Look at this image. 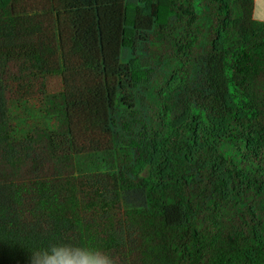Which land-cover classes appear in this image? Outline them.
Wrapping results in <instances>:
<instances>
[{
  "label": "trees",
  "instance_id": "1",
  "mask_svg": "<svg viewBox=\"0 0 264 264\" xmlns=\"http://www.w3.org/2000/svg\"><path fill=\"white\" fill-rule=\"evenodd\" d=\"M253 10L0 0V264H30L53 243L115 264H264V22ZM49 77L63 84L40 91L56 128L16 138L8 95ZM102 155L116 165L85 168ZM127 191L145 205L124 210Z\"/></svg>",
  "mask_w": 264,
  "mask_h": 264
},
{
  "label": "rangeland",
  "instance_id": "2",
  "mask_svg": "<svg viewBox=\"0 0 264 264\" xmlns=\"http://www.w3.org/2000/svg\"><path fill=\"white\" fill-rule=\"evenodd\" d=\"M232 16L234 20L241 17V9L238 4L234 2ZM237 34L232 30L227 38V46L232 48L236 45ZM131 54L126 53L124 61L127 62V58ZM142 58V65L149 63L146 57V51L142 49L139 53ZM45 88H42L39 84L34 86V89L25 96L21 92L15 91L8 95L10 112L12 115V122L15 127L14 136L16 138H22L27 133L33 132L38 127H45L50 130L56 128V122L52 117H48L44 113L43 100L44 96L40 94V91L44 89L47 93H53L60 91L63 88L62 80L59 77H49L43 81ZM142 91V90H141ZM138 94V91L136 92ZM137 98H140L139 96ZM232 101L239 105L242 97L238 93L235 87L231 88ZM139 104V101H136ZM135 102V104H136ZM121 115L120 119V144H123L128 139V133H126L123 123L131 120L126 111H119ZM126 138V139H125ZM116 160L113 157L102 155L95 157L93 160L86 162V169H100L105 170L109 167L115 166ZM150 173V167L147 166L141 171V176L148 177ZM145 205V196L141 192L127 191L122 195V206L124 210L131 208H139Z\"/></svg>",
  "mask_w": 264,
  "mask_h": 264
},
{
  "label": "clouds",
  "instance_id": "3",
  "mask_svg": "<svg viewBox=\"0 0 264 264\" xmlns=\"http://www.w3.org/2000/svg\"><path fill=\"white\" fill-rule=\"evenodd\" d=\"M30 264H115L114 259L87 246L72 243H53L34 251L29 256Z\"/></svg>",
  "mask_w": 264,
  "mask_h": 264
},
{
  "label": "crops",
  "instance_id": "4",
  "mask_svg": "<svg viewBox=\"0 0 264 264\" xmlns=\"http://www.w3.org/2000/svg\"><path fill=\"white\" fill-rule=\"evenodd\" d=\"M253 15L256 20L264 22V0H254Z\"/></svg>",
  "mask_w": 264,
  "mask_h": 264
}]
</instances>
